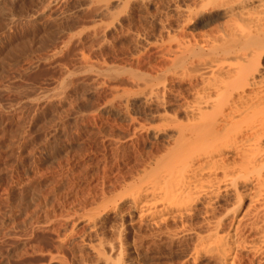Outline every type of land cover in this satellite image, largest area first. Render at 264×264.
Returning a JSON list of instances; mask_svg holds the SVG:
<instances>
[{
  "label": "rangeland",
  "instance_id": "rangeland-1",
  "mask_svg": "<svg viewBox=\"0 0 264 264\" xmlns=\"http://www.w3.org/2000/svg\"><path fill=\"white\" fill-rule=\"evenodd\" d=\"M226 2L0 0V264H224L197 245L200 206L151 218L160 200L128 203L170 189L164 162L187 112L229 99ZM246 218L220 233L255 242ZM234 244L231 262L264 264Z\"/></svg>",
  "mask_w": 264,
  "mask_h": 264
},
{
  "label": "bare ground",
  "instance_id": "bare-ground-1",
  "mask_svg": "<svg viewBox=\"0 0 264 264\" xmlns=\"http://www.w3.org/2000/svg\"><path fill=\"white\" fill-rule=\"evenodd\" d=\"M227 2L222 13L228 19L219 44L226 85L219 96L227 93L225 88L230 87L229 99L222 100L219 97L216 104H209L204 98L187 112L188 122L176 129L170 154L166 156V161L163 159L168 164L167 169L174 172L171 179L173 188L170 182V189L167 188L169 192L164 190L166 193L162 198H157L153 188H137L129 196L128 207L137 211V204L142 200L144 204L149 203L150 207L149 200L154 204L153 199L156 198L160 200L161 208L152 211V207L149 210L144 208L149 213L148 217L170 210L181 218L191 213L194 207L200 206L208 228L205 235L199 234L204 235L201 238L197 235L196 240L200 239L197 245L213 252L222 263L234 264L230 258L234 242L241 249L246 247L259 255L264 261V0ZM215 69L209 65L205 72L213 73ZM227 203L231 207L227 211L225 207V212L216 219L212 209ZM243 204L245 208L239 215V208ZM138 209L143 210L140 207ZM212 214L215 220L212 218L213 221H210L209 216ZM245 218L250 221L247 227L256 233L255 242L245 245V239L244 242L239 238L235 240L229 233L230 239L235 241L228 242L225 235L227 231L220 233L222 223L227 221L229 227L241 230V221ZM233 235L235 237L237 234Z\"/></svg>",
  "mask_w": 264,
  "mask_h": 264
}]
</instances>
